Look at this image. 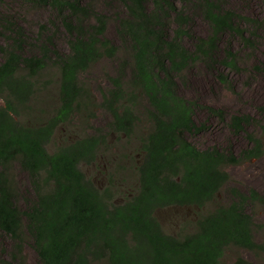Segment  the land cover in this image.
<instances>
[{"label":"trees","instance_id":"16d2710c","mask_svg":"<svg viewBox=\"0 0 264 264\" xmlns=\"http://www.w3.org/2000/svg\"><path fill=\"white\" fill-rule=\"evenodd\" d=\"M22 1L58 14L69 50L61 52L47 37L39 47L42 53L26 54L25 29L0 11V29L7 34L6 45H0V98L5 102L0 106V232L13 244L0 255V264H25L27 245L39 264H223L232 247L264 255V240L257 238L264 224L248 210L251 202L264 204V196L230 187V200L220 199L232 178L227 167L264 155L263 140L248 129L258 119L230 116L179 90V78L199 62L223 84H232L225 69L241 72L239 53L232 45L221 50L220 43L230 36L256 49L262 20L228 9L222 0H183L210 26L207 37H198L192 36V17L178 0H114L125 8L118 33L126 59L119 73L109 76L99 100L81 75L120 52L107 37L109 17L86 0ZM186 36L193 49L185 44ZM50 62L59 75L54 91V82L43 80ZM262 65L258 59L253 71L261 72ZM95 108L112 115L118 141L138 142L141 156L129 148L117 157L104 189L80 165L98 162L110 148L108 134L97 130L49 150L77 113H85L88 122ZM198 109L208 119L227 123L235 135L245 134L249 148L240 153L232 146L198 148L189 135L208 129L207 120L197 121ZM260 111L264 117V107ZM17 166L28 175L25 191L16 181ZM119 174L127 176L130 190L117 203ZM210 205L195 229L180 236L167 233L156 216L160 208ZM237 264L255 263L239 257Z\"/></svg>","mask_w":264,"mask_h":264},{"label":"rangeland","instance_id":"374dc122","mask_svg":"<svg viewBox=\"0 0 264 264\" xmlns=\"http://www.w3.org/2000/svg\"><path fill=\"white\" fill-rule=\"evenodd\" d=\"M86 1L92 4L95 11L104 13L109 17L107 37L121 47L116 58H105L81 75L82 82L90 87L100 100L102 90L109 86V76L118 74L120 62L126 59L124 42L118 33L119 18L124 13L125 8L121 2L114 0ZM222 1L228 9L262 20L261 30L258 33L259 37L256 39V49L253 50L251 47L247 48L243 44L240 45V40L237 38L224 36L220 43L221 50H227L228 45H232L239 53V62L242 69L241 72L225 69L231 77L232 84H223L206 64L199 62L187 70L183 77L179 78V90L181 95L190 100H197L208 106L224 108L230 116L234 114L253 115L258 119V122L249 126L248 129L264 142V117L260 111L264 107V0ZM178 5L180 9L192 17L188 26L192 36L207 37L210 34V26L202 15L195 11L191 4H185L183 0H178ZM0 11L9 17L11 22L25 29L26 54L42 53L39 47L42 45V38L46 39L47 37L54 38L53 41L61 52L69 50V35L62 19L58 18V14L53 9L26 4L22 0H0ZM6 36L4 30L0 29V45H6ZM192 41L190 36H186L184 39L185 44L190 49H193ZM35 48H37L36 52ZM3 58L0 53V62ZM258 59L263 64L261 72L253 71ZM58 79L57 67L50 62L43 80L44 82L47 80L53 81L54 83L50 89L54 91ZM48 104H51L50 99ZM3 105H5V102L0 98V106ZM95 110L96 116L88 122H86L85 113H77L72 125L63 127L57 133L54 142L49 145V150L54 152L59 145L86 133H96L97 130H102L104 134H108L110 148H107L99 157L98 162L91 165L85 163L80 165L86 176L92 179L98 187L104 189L110 182L109 177L113 171V161L117 157L120 158L122 155L129 153V148H132L133 152L136 151V158L140 159L141 156L137 153L138 142L128 145L126 139L118 141V134L111 129L112 115L104 108H95ZM196 119L198 122L208 121L207 130L196 135H189L190 140L198 148L207 149L217 146L225 149L232 146L237 153L249 148L250 142L245 134L235 135L227 123L217 118L208 119L205 110L198 109ZM141 125V127L144 125V128L146 127V124L141 123ZM124 165L128 166V164ZM227 169L232 178L229 185L221 193V200H230V187H238L247 194H250L252 190H257L264 196V155L260 158L250 159L240 165H230ZM14 174L18 187L25 191L29 183L28 175L18 166ZM123 176L125 178H122ZM116 184L121 192L117 194L116 202L118 203L124 200L126 189L130 190L129 179L125 174H119ZM212 207L213 205H210L206 209H200L195 206H171L158 209L156 216L167 233L180 236L193 231L198 217ZM248 210L253 214L257 223L264 224V204L251 202ZM257 238L264 240L263 229L257 232ZM12 246V242L0 232V255L10 252ZM25 256V264H39V257L30 245L25 248ZM239 257L255 264H264V255L257 256L250 250L236 247H232L226 252L223 264H237Z\"/></svg>","mask_w":264,"mask_h":264}]
</instances>
